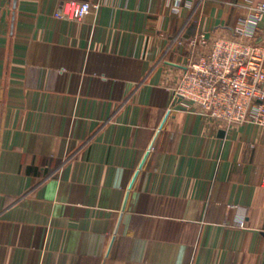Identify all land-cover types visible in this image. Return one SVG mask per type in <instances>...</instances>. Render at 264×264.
<instances>
[{
    "label": "crops",
    "instance_id": "1",
    "mask_svg": "<svg viewBox=\"0 0 264 264\" xmlns=\"http://www.w3.org/2000/svg\"><path fill=\"white\" fill-rule=\"evenodd\" d=\"M242 1L0 0V264H264V124L174 95Z\"/></svg>",
    "mask_w": 264,
    "mask_h": 264
},
{
    "label": "built area",
    "instance_id": "2",
    "mask_svg": "<svg viewBox=\"0 0 264 264\" xmlns=\"http://www.w3.org/2000/svg\"><path fill=\"white\" fill-rule=\"evenodd\" d=\"M233 5L238 10L234 37L212 40L208 52L188 66L174 95L200 107L215 122L233 125L250 119L264 124V1ZM94 8L88 1H69L55 17L80 20ZM200 42L207 43L203 36Z\"/></svg>",
    "mask_w": 264,
    "mask_h": 264
}]
</instances>
